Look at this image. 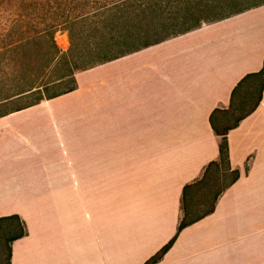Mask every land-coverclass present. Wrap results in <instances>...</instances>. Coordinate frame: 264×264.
<instances>
[{
	"label": "crops",
	"instance_id": "obj_1",
	"mask_svg": "<svg viewBox=\"0 0 264 264\" xmlns=\"http://www.w3.org/2000/svg\"><path fill=\"white\" fill-rule=\"evenodd\" d=\"M224 11L0 118V219L26 231L10 264H144L175 236L219 160L210 115L264 67V2ZM227 140L239 179L157 264H264V90Z\"/></svg>",
	"mask_w": 264,
	"mask_h": 264
},
{
	"label": "trees",
	"instance_id": "obj_2",
	"mask_svg": "<svg viewBox=\"0 0 264 264\" xmlns=\"http://www.w3.org/2000/svg\"><path fill=\"white\" fill-rule=\"evenodd\" d=\"M128 4L127 2L117 8ZM127 18L122 26L125 28L123 31L102 36L99 42L93 44L86 43L85 52L80 57L82 59L81 66L73 62L71 57L73 58L76 43L84 36L82 33L74 32L72 27L79 26L88 19L82 20V17H75L67 23L66 30L70 41L69 54L62 53L58 48L54 39V31L44 30L31 36L24 31L16 30L20 20L8 22L6 28L0 31V66L5 64L12 66L13 77L7 75L0 79V107H8L13 104L17 106L9 111L0 112V118L74 91L76 89V72L116 60L147 47V42L142 40V31L126 29L130 25ZM251 82H256L258 85L256 88L249 89L245 96L246 98L252 96L254 102L247 111L236 117V99L244 90L252 87ZM263 90L264 67L258 73L246 75L237 84L232 91L227 109L217 108L212 112L209 122L212 130L219 137V160L209 163L201 179L184 187L181 202L183 217L175 236L144 264H157L173 246L181 231L212 214L217 199L239 179L240 172L231 169L230 166L227 135L230 130L236 128L244 118L257 109L262 100ZM231 115L235 116L231 125L221 123L223 117ZM212 173H214L216 181H220L222 176L229 180L214 196L210 209L203 214L194 216L191 212L190 196L208 183ZM0 233L10 234L6 241L8 264H10V245L13 241L25 236V226L17 216L1 218Z\"/></svg>",
	"mask_w": 264,
	"mask_h": 264
},
{
	"label": "rangeland",
	"instance_id": "obj_3",
	"mask_svg": "<svg viewBox=\"0 0 264 264\" xmlns=\"http://www.w3.org/2000/svg\"><path fill=\"white\" fill-rule=\"evenodd\" d=\"M127 2L128 5L117 8ZM127 2L126 0H0V31L6 28L8 22L16 20H20L16 30L24 31L31 36L44 30H51L55 32L54 39L60 51L69 54L67 23L75 17L88 19L83 24L72 27L74 32L82 33L84 36L76 43L73 58L71 57L73 62L81 66L80 57L85 52L86 43L93 44L99 42L102 36L123 31L125 28L122 26L126 17L130 24L126 29L142 31L143 42L151 44L189 30L198 25L202 19L221 15H216L217 10L223 13L226 7L241 9L263 3L264 0H129ZM7 75L13 77L12 66L9 64L0 66V79ZM250 85L252 87L244 90L236 99V117L247 111L254 102V98L252 96L246 98L245 93L249 89L256 88L258 84L251 82ZM15 106L17 105L0 107V112L9 111ZM235 116L223 117L221 123L231 125ZM215 178L212 173L208 183L190 196V207L194 216L210 209L214 196L229 180L224 176L220 181H216ZM9 235L0 233L2 253L0 264H8L6 241Z\"/></svg>",
	"mask_w": 264,
	"mask_h": 264
}]
</instances>
